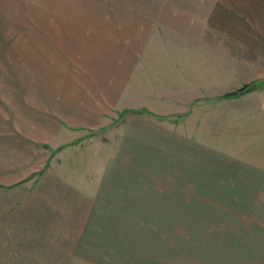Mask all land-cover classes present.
<instances>
[{
  "label": "rangeland",
  "instance_id": "rangeland-1",
  "mask_svg": "<svg viewBox=\"0 0 264 264\" xmlns=\"http://www.w3.org/2000/svg\"><path fill=\"white\" fill-rule=\"evenodd\" d=\"M88 69L103 125L6 132V92ZM159 211L150 264H264V0H0V264H132L115 234Z\"/></svg>",
  "mask_w": 264,
  "mask_h": 264
},
{
  "label": "crops",
  "instance_id": "crops-1",
  "mask_svg": "<svg viewBox=\"0 0 264 264\" xmlns=\"http://www.w3.org/2000/svg\"><path fill=\"white\" fill-rule=\"evenodd\" d=\"M160 21L164 20L160 18ZM179 21L177 20L178 23H176L173 20H166L167 23L175 25V30L180 27ZM186 21H182L183 26L189 28L190 23ZM50 36L52 39L49 45L61 52L71 51L78 55H93L91 48L84 49L76 41L62 42L61 37ZM87 67L91 68L92 65L87 64ZM99 75L92 69L72 72L68 80L64 81L67 87L62 88L63 95L59 91L57 98H52V94L48 96L47 89L29 90L26 98L18 97L17 92H6L4 100L9 110L3 111L4 118L7 120H3V124L6 122L11 126V129L6 132L20 134L28 141L56 144L67 135L70 127L84 129L103 125L109 114L110 103L108 89L102 87ZM162 213L163 211H159V214L152 213L150 216L141 217L136 222L133 221L129 228H125L126 234L130 232V237L117 232L116 244H112L117 254H129L132 264H150L148 255L162 254L164 250L162 227L165 222H168V220L165 221V214ZM139 220L142 223L141 227L137 226ZM139 232L143 233V236H140L142 234H138Z\"/></svg>",
  "mask_w": 264,
  "mask_h": 264
},
{
  "label": "trees",
  "instance_id": "trees-1",
  "mask_svg": "<svg viewBox=\"0 0 264 264\" xmlns=\"http://www.w3.org/2000/svg\"><path fill=\"white\" fill-rule=\"evenodd\" d=\"M250 89V85L247 84L237 90H234V91H231V92H228L225 94V97H229V96H236V95H239V94H242L244 93L246 90Z\"/></svg>",
  "mask_w": 264,
  "mask_h": 264
}]
</instances>
